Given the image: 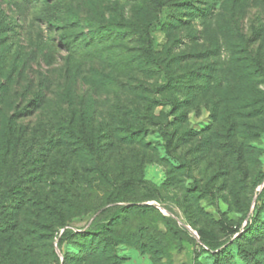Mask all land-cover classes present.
Here are the masks:
<instances>
[{
	"label": "rangeland",
	"instance_id": "obj_1",
	"mask_svg": "<svg viewBox=\"0 0 264 264\" xmlns=\"http://www.w3.org/2000/svg\"><path fill=\"white\" fill-rule=\"evenodd\" d=\"M263 71L258 0H0V264H264Z\"/></svg>",
	"mask_w": 264,
	"mask_h": 264
},
{
	"label": "trees",
	"instance_id": "obj_2",
	"mask_svg": "<svg viewBox=\"0 0 264 264\" xmlns=\"http://www.w3.org/2000/svg\"><path fill=\"white\" fill-rule=\"evenodd\" d=\"M229 0H226V2H228ZM260 1L261 4H264V0H258ZM152 2H155L157 3L158 0H152ZM139 33L142 34L143 36V39L146 43V47L143 49V56L149 60V61H154V58H153V53H152V41H151V38H150V32L148 30V26H144V27H140L139 29ZM246 53V52H245ZM247 58V57H246ZM257 57H254V58H251V61L254 62V66L259 67V60L256 59ZM248 60V58L246 59ZM240 66V65H238ZM244 66V64H243ZM241 67V66H240ZM239 67V68H240ZM246 67V65H245ZM253 68V67H252ZM243 69V67H242ZM253 72V71H252ZM259 73V72H258ZM254 73V76L257 74L258 76H261L260 73ZM263 74H264V71H263ZM245 81H243V86L241 87L242 91L241 93H239L238 97L241 99L242 102H244V105H243V108L244 107H250L251 105H254L256 104L258 106V108L262 105V103L260 102V99H258V97H256L255 95V87H254V83L250 82V83H247V87L245 88ZM190 86L191 84L187 85L186 88L187 90L189 91L190 89ZM207 90L210 89V86L211 85H207ZM165 89H171L168 85H165L164 86ZM249 88V91H246V89ZM251 88V89H250ZM175 100H177V98H179L181 95L179 94L178 91H176L175 93ZM182 97V96H181ZM173 100V99H171ZM149 101H152V99ZM153 101H155L153 99ZM159 103V101H156L155 105H157ZM261 103V104H260ZM171 105V108L172 110H176L177 108V104L176 102H172V101H169V103ZM138 112V110H136ZM136 111H133V113L135 114ZM261 112H264V110H261L259 111V114ZM141 115H137L138 117H141V118H146L148 120V122L152 123L153 119L155 118V116L153 115V113H150V112H143V113H140ZM233 122V121H232ZM148 131V126L145 125V123H140V126L137 127L136 129H131V131H129L131 133V138L133 137V134H137V137L140 136L141 134H144ZM83 133V137L85 139V142H86V150L87 151H90L91 153L94 152V147H93V144L92 142L90 141L89 137L84 133V130L82 131ZM145 143L143 142V145ZM264 179V173H262L261 171H258V180L257 181H254L253 184L255 185H259ZM132 182V180H125V181H121V182H114L113 185H112V189L110 191L107 192V194L105 195L104 197V202L107 204V203H114V202H118V201H127L128 200V196L126 195L128 193V184H130ZM10 188H7L1 198H0V205L3 204L7 198L9 197V194H10ZM148 198H152V196L148 197ZM260 199H264V185L261 187L260 191L258 192L257 194V197H256V201L257 200H260ZM111 207H114V206H111ZM114 210V208H104L102 209L98 215H96L94 217V219L92 220V222L90 223L88 229L82 231V232H77V231H74L72 230L71 228H67V229H64L59 238H58V245L60 246L65 240L67 239H72V238H75L77 236H79L80 234H94V233H97V234H103L104 230L106 231V228L105 225L103 226V229H101L102 227H99L98 225H96V222L99 220V217L102 216L103 218L104 217H107L106 215L109 214L110 211ZM86 212V211H85ZM114 214H116V211L114 212ZM106 220V219H104ZM95 225V226H94ZM251 226H252V219L250 220H246L245 224L242 226V230L240 227L236 226L234 229H231L229 230V233H230V236L231 235H234V234H237L236 238H238L240 235L243 234V232H250L249 230H251ZM107 233V232H106ZM256 242L257 244H259L260 246L258 247V250L257 251H254V252H251L250 251V247L251 245H253V243H249L250 245L247 247L245 246H240L239 244V252L241 254H243L244 256L247 255L249 256V258H254V261L253 263H256V261L258 260H261L262 258H264V235H260L257 239H256ZM237 243V241L233 240L231 242V245L232 244H235ZM114 244V243H113ZM222 249L216 251L213 253L214 255V259H217L219 257V253ZM56 255V254H55Z\"/></svg>",
	"mask_w": 264,
	"mask_h": 264
}]
</instances>
